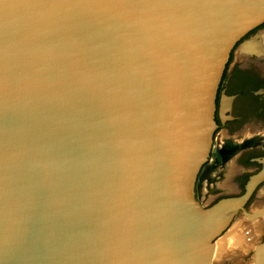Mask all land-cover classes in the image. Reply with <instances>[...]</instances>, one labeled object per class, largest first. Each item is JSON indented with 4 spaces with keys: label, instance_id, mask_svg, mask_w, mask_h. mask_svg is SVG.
<instances>
[{
    "label": "water",
    "instance_id": "water-1",
    "mask_svg": "<svg viewBox=\"0 0 264 264\" xmlns=\"http://www.w3.org/2000/svg\"><path fill=\"white\" fill-rule=\"evenodd\" d=\"M263 20L264 0H0V264H209L264 178L262 157L241 194H195L225 62Z\"/></svg>",
    "mask_w": 264,
    "mask_h": 264
},
{
    "label": "flooded vegetation",
    "instance_id": "flooded-vegetation-1",
    "mask_svg": "<svg viewBox=\"0 0 264 264\" xmlns=\"http://www.w3.org/2000/svg\"><path fill=\"white\" fill-rule=\"evenodd\" d=\"M214 121L209 155L195 180L198 198L200 181L209 180L210 173L223 176L230 159L228 180L216 197L242 192L249 176L262 168L258 159L264 157V20L241 35L229 52L216 88Z\"/></svg>",
    "mask_w": 264,
    "mask_h": 264
},
{
    "label": "rangeland",
    "instance_id": "rangeland-1",
    "mask_svg": "<svg viewBox=\"0 0 264 264\" xmlns=\"http://www.w3.org/2000/svg\"><path fill=\"white\" fill-rule=\"evenodd\" d=\"M251 167L256 169L255 166H251ZM263 189H264V179L261 181V183L258 185L257 189H255V191H253L251 196L247 199L246 203L244 204V207L246 210H252L258 204L264 203V194H262ZM242 192H240V193L235 192L233 194L239 195ZM217 195H215L209 202L203 203V205L204 206L210 205L211 203L218 200L220 197L222 198V196H223V195H219L218 197H216ZM235 195H231V196H235ZM225 197H227V196H225ZM248 223H249V218H247V216H245L241 211H238L234 214V216H233L232 220L230 221V223L228 224V226L214 240V242L216 244L218 243L217 246L219 249L222 247L221 251L224 252V256H226V257L225 258H223L224 256L221 257L222 261L220 259L216 260V258H212L210 264H253V261H252L253 246H252L251 238L260 235V236H258V237H260L259 243H260V245H262V244H264V241L263 242L261 241V240H264V237H263L264 232L261 231V229H263V227H260V226H259L260 228L258 230H256V231L252 230ZM244 226H245V228H244ZM241 229L243 232H244L243 229H245V232L243 233L241 231ZM238 231H240V233ZM254 234H257V235H254ZM222 238H223V240H221ZM242 238H244V239H242ZM229 239L231 240V242H229L230 241ZM221 242H223V243H221ZM220 243L222 245H220ZM242 244H243V246H241ZM223 245H224V248H223Z\"/></svg>",
    "mask_w": 264,
    "mask_h": 264
},
{
    "label": "bare ground",
    "instance_id": "bare-ground-1",
    "mask_svg": "<svg viewBox=\"0 0 264 264\" xmlns=\"http://www.w3.org/2000/svg\"><path fill=\"white\" fill-rule=\"evenodd\" d=\"M227 161V160H226ZM232 160L230 159L227 163L226 166L224 167L225 173L223 174V176H215L213 174L210 173L209 175V180L202 179L200 181L199 184V198L200 201L202 203H207L209 202L215 195H217L219 193L218 190L223 189V185L227 182L229 174H230V168L232 165ZM227 171V172H226ZM263 174V173H262ZM262 176H260L256 181L255 184H257L262 178ZM260 179V180H259ZM256 186V185H255ZM224 189H229L227 186ZM262 194H264V189ZM245 216H247V218H249V226L252 230L256 231L258 230L260 227H263V229H261V231L264 232V203H262L259 207L257 208H253L252 210H248L246 212V214H244ZM245 225V224H244ZM237 226V225H236ZM240 226V225H239ZM260 226V227H259ZM248 227V226H247ZM245 228V226H244ZM237 229V228H236ZM239 229V228H238ZM245 232V229H243ZM242 231V229H241ZM250 231V230H249ZM260 231V232H261ZM240 233V231H238ZM243 232V231H242ZM243 232V233H244ZM234 233V232H233ZM238 234V233H237ZM263 234V233H262ZM261 234V235H262ZM233 235V234H232ZM257 235V234H254ZM251 236V235H250ZM260 236V235H258ZM255 236L253 238H251L252 241V246H253V254H252V261L253 264H264V244L260 245V237ZM250 238V237H249ZM244 239V238H242ZM248 239V238H247ZM223 240V238L221 239ZM230 240V239H229ZM228 240V241H229ZM224 242V241H223ZM221 242V243H223ZM231 242V240L229 241ZM250 242V241H249ZM220 243V245H222ZM218 243L216 244L214 242L213 244V248H212V252H211V257H210V263L212 258H216L221 260V257L224 256V252L221 251V248H218ZM219 245V246H220ZM235 246V245H234ZM243 246V244L241 245ZM249 247V246H248ZM224 248V245H223ZM239 248V247H238ZM237 248V249H238ZM227 250V249H226ZM232 256V255H231ZM226 256H224L223 258H225ZM229 257V256H228ZM231 258V257H230ZM215 260V261H216ZM222 261V260H221ZM209 263V264H210Z\"/></svg>",
    "mask_w": 264,
    "mask_h": 264
}]
</instances>
